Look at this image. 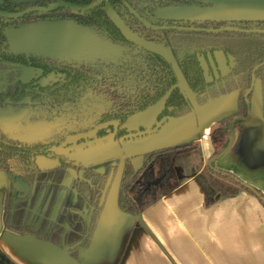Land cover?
Returning a JSON list of instances; mask_svg holds the SVG:
<instances>
[{
  "label": "crops",
  "instance_id": "0c3cea01",
  "mask_svg": "<svg viewBox=\"0 0 264 264\" xmlns=\"http://www.w3.org/2000/svg\"><path fill=\"white\" fill-rule=\"evenodd\" d=\"M239 98L235 92L204 106L195 105L191 114L167 122L158 131L128 139L88 248L76 237H82L89 225L88 204L74 188L76 177L61 184L54 180L64 174L75 176L73 170L39 173L32 185L16 180L12 193L8 176L0 172L3 259L8 264H264V203L252 193L242 191L207 207L201 184L192 179L147 209L140 219L118 208L126 159L139 170L146 153L199 143L206 169L213 162L211 127L239 113ZM250 102L249 118L236 129L233 146L216 160L215 167L264 196L261 89L255 87ZM116 150L111 144L88 148L77 159L88 166L115 156ZM28 213L53 227L45 224L40 228H48L47 232L39 235L35 232L40 230L39 223L36 218L29 221Z\"/></svg>",
  "mask_w": 264,
  "mask_h": 264
},
{
  "label": "trees",
  "instance_id": "16d2710c",
  "mask_svg": "<svg viewBox=\"0 0 264 264\" xmlns=\"http://www.w3.org/2000/svg\"><path fill=\"white\" fill-rule=\"evenodd\" d=\"M99 1L101 0H1L0 10L7 13H18L32 8H48L58 3H67L78 7H89ZM127 1L134 9L138 8L141 10L142 2H149L150 0ZM107 4L112 5L116 15L120 19L127 23L134 21L132 18L133 15L119 0L103 2L101 5L87 12L76 11L69 8H58L48 13L33 12L15 19L0 17V51L4 48L7 49L6 37L4 36V30L6 28H20L37 22L58 23L61 21H69L81 28H95L104 32L116 43L137 47L136 42L125 34L122 26H120L116 18L111 15L107 9ZM142 10L150 16L146 9ZM127 26L130 32L146 42L172 50L173 58L178 64L188 87L195 95L196 104L198 106H204L211 101L225 97L234 92H239L240 98L239 113L211 127L210 138L214 149L212 155L213 162L206 169L203 170L202 150L199 143H189L146 153L143 155V165L139 170H135L131 160L126 159L124 161L118 192V208L120 212L140 219V216L147 209L192 179L201 184L206 196L207 207H212L219 201L233 198L242 191L256 195L264 203V196L262 193L252 189L228 173L217 171L215 167L216 160L221 158L223 153L232 144L233 129L236 131L238 127L243 125L250 114V94L245 97V92L250 87V76L252 72H254L262 82L264 118V34H240L243 39L250 41H246L245 43L244 41L235 42L234 56L237 65H239L235 73L239 77V83H229L225 89H221L219 92H215L209 97L205 95L206 92L203 87L204 80L197 54L187 53V58L182 61L179 57L181 49L186 48L187 50H195L198 48L199 44L203 43L202 40L212 42V39L216 35L237 36L238 34L191 33L168 30L157 31L142 26L141 30L137 31L135 26ZM175 34L182 35V37H172V35ZM142 51L147 58L151 60L155 68L159 70L161 73L159 82L162 86L166 87L162 94L164 99L161 101L162 106L159 108V110H161L156 112L148 128H140L136 131H127V129H125L127 122L135 115H124L119 125L120 134L117 136V139L141 132L145 134L149 132L151 128L153 129V127L158 129L165 124V122L180 119L191 114L195 108V105L191 102L188 95L180 87L178 78L173 71L174 65L172 62L167 57L149 53L144 50ZM0 66L4 69L7 68L6 70L12 67H17L19 70L22 68H31L33 70H40L44 73H48L52 68L50 64L45 61L32 56L27 57L23 55L4 56L0 59ZM258 66H260V68L255 71V68ZM60 67L62 70H69L67 66ZM76 78L77 79L74 81L75 87L73 86L76 92L71 95L69 94V88L62 90L55 89V87L49 88L48 91L39 88V91H45L44 93H46V95H42L35 92L37 86L33 85L34 83L32 81L24 83L20 78H15L16 80L13 79L14 82L6 88H0V103L6 100L20 102L27 97V92L29 91L34 92V101H43L47 99L49 102L55 103L56 105L63 104L64 102H74L84 93L85 90L81 89L79 86L83 79L87 81L89 76L83 71L78 72ZM68 85H71V83ZM151 107H153V105L144 106L143 111H147ZM237 119H243V121H237L234 124ZM111 130L113 132V127L110 125L109 127L103 128L97 135L99 138H105V136L110 134ZM67 137L69 138L67 134L60 135L57 142L51 145L40 143L30 146L9 140L0 131V172L8 176L10 190H12L16 180H22L28 185H32L36 182L39 173H41L35 167V162L38 158H58L60 161L59 169L62 171L71 167L79 172L84 169V181L76 183L74 188L78 194L85 199L89 207V225L82 239V246L88 248L99 223L120 160L117 158L105 160L103 162V173L98 172V168L89 167L86 169V167L82 165H75V161L66 157H59L55 152V150H58L60 147L62 148L64 143H67ZM70 145L71 143L66 145V147ZM203 171L208 172L210 176L205 177ZM65 177H67L65 174L61 176V178L59 175V177H56L54 180L58 178L59 184H61L64 183L62 179ZM157 179H162L161 183L157 187H152L150 191H145L147 184ZM89 181H92V183L89 184ZM48 182L49 181L46 180L44 184L48 185ZM41 192L40 195L43 194ZM42 231L43 229L39 230L37 233L41 235ZM80 259L81 258H79V260ZM4 263L7 262L4 260Z\"/></svg>",
  "mask_w": 264,
  "mask_h": 264
},
{
  "label": "flooded vegetation",
  "instance_id": "af4514ba",
  "mask_svg": "<svg viewBox=\"0 0 264 264\" xmlns=\"http://www.w3.org/2000/svg\"><path fill=\"white\" fill-rule=\"evenodd\" d=\"M121 3L133 15V22L127 23L124 20L120 19L116 15L111 4H107V9L111 13V15L116 18L120 26H122L125 34L135 42L136 40H141L144 42L146 41L130 32V30L127 28V25L135 26V29L137 31H140L142 26L144 28L157 31L168 30L174 32L181 31L191 33L207 32L213 34H238L237 36L216 35L212 39V42L202 40L203 43L199 44L198 48L195 50H187L186 48L181 49L179 57L182 61L187 58V53L197 54L198 62L202 70V77L204 80L203 87L206 92L205 95L209 97L213 95V93L219 92L221 89H225L226 86L229 85V83H239V77L235 73L239 67L234 56L235 42L244 41L245 43L246 41H250L243 39L240 34H264V22H175L163 21L158 19L154 15L155 11L162 8L180 6H205L199 0H150L149 2H142L141 10H139L137 7V9H134L127 0H124V2ZM128 6L136 13V15L131 12ZM142 9H146L150 16H148V14ZM26 11L28 10L18 13H7L0 10V17L6 19H15L14 17L12 18L10 16L22 14ZM61 22L70 23L69 21ZM77 28L84 30H95L101 36L113 42V44H115L118 48V55L121 56L120 60L110 65L77 66L74 64L61 63L32 56L49 63L52 67L51 70H49L50 72L48 71V73H44L40 70L34 69L35 71H39V74H36L34 76H26L25 69L31 68H22L21 70H19L17 67H12L6 70L7 68L4 69L0 66V88H6L8 85L14 82L13 79L20 78L24 83H29L32 81L34 83L33 85L37 86L35 91L36 93L46 95V93H44L45 91H39V88H43L48 91L49 88L55 87V89L62 90H64L65 88H69V94L71 95L76 92L74 90V81L77 79L76 75L78 74V72L84 71V73H86L89 78L87 81L83 79V81L81 82L79 87H81V89H84L85 91L82 96L77 99V101L64 102L60 105L51 103L47 99L43 101H34L33 91L27 92V97L20 102H13L9 100L11 101V107L16 108H18L19 103L28 100L27 104L23 106V108L27 109L32 115L33 122L52 123L57 128L56 130H59L58 135H69V138L67 137V143H71V145L66 147V145H68L66 144L62 146V148L60 147L59 150L60 152H63L67 156H69V159L75 161V165H82L83 162L76 160L77 156H79L80 154L73 151V148H78L81 152H84L88 148L96 149L101 148L106 144H111L115 146L117 148L116 151L120 153V151L123 150L124 143L127 142L128 139L147 136L149 133H154L158 131L163 125H165L167 122H165V124H163L158 129H156V127H153V129L151 128L149 132L145 134L141 132L117 139V136L120 134L119 125L122 117L124 115L130 114H134L135 116H137L138 114L144 113L146 111H143V107L148 105H153V107L159 106L160 108L162 106L161 101L164 99L162 97V94L165 91L166 87L162 86L159 82V77L161 76L159 70L155 68L151 60L147 58L142 49H139L137 44V47H132L125 44L116 43L112 41L104 32L99 31L95 28ZM12 29L18 28H6L4 30V36L6 37V32ZM172 37L181 38L182 35L175 34L172 35ZM6 46L7 49L4 48L0 51V59H2L4 56H19L17 54H13L10 51L7 37ZM163 50H165L167 58L174 65L173 71L175 76L178 78L180 87L188 95L191 102L194 105H197L195 95L188 87L178 64L173 58L172 50L168 48H163ZM60 66H67L69 67V70H62ZM257 81L260 83V89L262 91L261 79L256 74H254V72H252L250 76V87L245 92V97L250 94L251 98L253 90L258 85ZM70 83L71 85H68ZM7 101L8 100L0 103V109L7 107H5L4 105ZM158 110L159 109H157V111ZM110 125L113 127V132L111 130L110 134L105 136V138H99L97 134L101 132L103 128L109 127ZM0 131L5 137L8 138V136L1 129ZM6 132H8V134L12 136L17 135V132L13 128H11V126H8L6 128ZM103 162L104 160H101L92 165H88L86 166V169L89 167L98 168L97 171L103 173ZM66 170H73L76 175L71 176L70 174H65L67 177L63 178L62 182L67 183L73 177H76L77 183L79 181L81 182L79 171L74 170L72 167L65 169L64 171ZM89 182L92 183V181ZM62 187H64V185ZM66 192L67 195L70 193V191Z\"/></svg>",
  "mask_w": 264,
  "mask_h": 264
},
{
  "label": "water",
  "instance_id": "95a60500",
  "mask_svg": "<svg viewBox=\"0 0 264 264\" xmlns=\"http://www.w3.org/2000/svg\"><path fill=\"white\" fill-rule=\"evenodd\" d=\"M110 0H101L89 7H78L67 3L54 4L48 8H33L22 14L11 15L10 17H22L27 13L43 12L48 13L58 8H69L76 11H90L103 2ZM124 2V0H119ZM205 6H180L162 8L155 11L154 15L163 21L175 22H264V0H199ZM133 14L136 13L128 6ZM8 46L13 54L40 57L56 62L83 65H110L120 60L118 48L113 42L105 37L91 33L84 29H79L67 22L58 23H34L27 26L8 30L6 32ZM139 49L149 53H154L167 57L165 50L158 45H152L141 40H136ZM264 65V64H263ZM262 65V66H263ZM260 66L255 68V71ZM247 96V95H246ZM25 100L18 104V108L11 107V101H7L6 108L0 109V129L8 136L10 140L23 145L45 144L51 145L60 138L59 130L52 123L33 122L32 115L23 106L27 104ZM9 105V107H8ZM159 106L150 108L144 113L132 117L125 129L127 131H136L140 128H148L154 118ZM250 116V114H249ZM248 116V118H249ZM243 121V119H237ZM246 121V120H245ZM11 126L17 135H9L6 128ZM235 140V131L233 129V141L229 148L223 153L229 151ZM67 144L64 143L63 146ZM78 154L80 149L73 148ZM59 157L69 158L60 150H55ZM222 155V156H223ZM111 158V157H110ZM76 160H78L76 158ZM83 167L87 165L82 163ZM35 167L41 173L51 172L60 167L59 159L49 157L38 158ZM85 170L79 173L80 180L83 181ZM23 184L26 182L20 180ZM162 179L147 184L145 191H150L152 187H157ZM89 184H91L89 182ZM14 188V186H13ZM3 189H0V196ZM12 192V190H11Z\"/></svg>",
  "mask_w": 264,
  "mask_h": 264
},
{
  "label": "rangeland",
  "instance_id": "374dc122",
  "mask_svg": "<svg viewBox=\"0 0 264 264\" xmlns=\"http://www.w3.org/2000/svg\"><path fill=\"white\" fill-rule=\"evenodd\" d=\"M87 31H89V32H91V33H95V34H99L97 31H95V30H87ZM100 35V34H99ZM25 72H26V76H28V75H30V76H34V75H36V74H39V71H35V70H33V69H25ZM257 84H258V86H256V89H260L261 87H260V83L257 81ZM250 100H251V98H250ZM250 105H251V102H250ZM153 152V151H152ZM124 151H122V154L121 153H116V155L115 156H113V157H111V158H117L118 160H121L120 158H122L124 155ZM123 155V156H122ZM108 159H110V158H107V159H104V161L105 160H108ZM143 164V163H142ZM203 174H204V176L205 177H208V176H210V174H208V172H204L203 171ZM3 179V178H2ZM28 216H29V221L30 220H32V219H35L36 218V220L38 221V223H39V225H38V227L40 228H42L45 224H48L49 226H48V228L50 229V227H53V225L51 224V222H47L46 220H44L43 218H40V217H35V216H33V214L32 213H28ZM29 224V223H28ZM31 224H32V222H31ZM33 225V224H32ZM34 226V225H33ZM35 227V226H34ZM37 227V228H38ZM41 228H40V230H41ZM47 228V229H48ZM47 229H46V231L45 230H43V231H45V233L47 232ZM34 231V230H33ZM39 231V229L38 230H36L35 232L37 233ZM44 233V234H45ZM43 234V235H44ZM43 235H41V236H43ZM78 239H80V240H82L83 239V237H84V233L82 234V237H79V236H76ZM0 264H8V263H4V259H3V257H2V255L0 254Z\"/></svg>",
  "mask_w": 264,
  "mask_h": 264
}]
</instances>
